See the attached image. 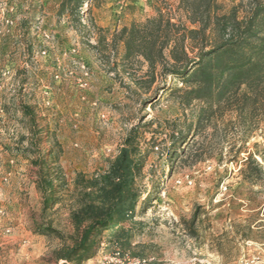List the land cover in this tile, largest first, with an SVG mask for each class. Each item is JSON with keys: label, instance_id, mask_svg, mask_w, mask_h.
Instances as JSON below:
<instances>
[{"label": "rangeland", "instance_id": "rangeland-1", "mask_svg": "<svg viewBox=\"0 0 264 264\" xmlns=\"http://www.w3.org/2000/svg\"><path fill=\"white\" fill-rule=\"evenodd\" d=\"M238 1L219 0L224 9ZM47 2L0 0V109L8 98L22 94L15 81L33 80L42 61L49 65L42 100L29 107L20 98L18 104H8L12 117L0 118V153L8 146L10 158L31 161L39 192L38 199L31 195L33 209L21 225L9 216L6 202H0L6 210L0 219V264H102L115 251L149 259L150 264H251L253 258L264 259V226L251 228L237 220L244 219L237 216L244 202L246 223L264 218V113L246 110V124L235 110H216L201 118L204 100L182 103L170 91L185 87L178 77L157 76L149 86L139 87L133 79L147 78L146 64L125 63L122 45H112L122 26L154 16L157 9L191 26L178 0H99L81 14V25L57 15L60 2L48 16ZM109 16L108 23L100 22ZM69 78L76 98L69 114L60 113L64 103L53 95ZM50 112L57 116L48 117ZM25 125L27 134L21 132ZM131 131L143 166L136 178L135 222L123 224L127 242L107 241L104 230L96 233L85 256L59 258V248L72 244L84 228L77 229L71 218L77 206L74 178L105 170ZM248 155L261 170L251 180L245 178ZM46 171L55 177L56 188L54 203L43 209L37 181ZM12 173L13 168H6L1 181L8 183ZM5 224L11 226L7 234L2 233Z\"/></svg>", "mask_w": 264, "mask_h": 264}, {"label": "trees", "instance_id": "trees-1", "mask_svg": "<svg viewBox=\"0 0 264 264\" xmlns=\"http://www.w3.org/2000/svg\"><path fill=\"white\" fill-rule=\"evenodd\" d=\"M98 2L60 0L57 15L65 14L81 25V14ZM177 7L191 26L157 9L154 16L132 21L113 34L112 45H122L125 63L136 61L147 66V78H134V83L143 87L157 76L178 77L185 87L170 91L178 93L182 103L204 100L206 104L198 113L201 118H209L216 110H235L241 124H246L242 118L246 110L264 113V0H239L228 9L219 0H178ZM90 23L95 26L91 18ZM22 110L28 113L26 107ZM246 132L245 127L242 136ZM139 150L137 136L131 131L105 170L76 175L77 206L71 218L77 229L84 228L72 244L59 248V258L72 261L76 255L85 256L96 233L104 230L108 231L107 241L118 245L127 242L128 229L123 224L135 222L139 197L136 178L143 166ZM242 151L243 145L234 151L233 158ZM246 164L250 171L245 178L251 180L261 170L251 155ZM53 180L55 177L46 171L37 181L43 209L54 203Z\"/></svg>", "mask_w": 264, "mask_h": 264}, {"label": "crops", "instance_id": "crops-1", "mask_svg": "<svg viewBox=\"0 0 264 264\" xmlns=\"http://www.w3.org/2000/svg\"><path fill=\"white\" fill-rule=\"evenodd\" d=\"M60 0H48L47 4L50 5L49 8V15L50 17L53 16L55 9L58 5ZM138 10H141L142 8L138 6ZM47 13V14H48ZM111 16L108 18H105L103 21L101 20L100 22L102 24L108 23L109 20H111ZM61 50H63L61 48ZM23 64L26 65V63H21L20 66H23ZM49 65L46 61H42V63L38 67V72L36 76L34 77L33 80L27 79V81H23L20 79V81H15V87L18 89L23 87L21 91V95H18L19 97H11L8 98L6 101H4V110L0 109V118L3 119H8L12 117L13 110L8 106V104L16 105L19 103V99H22V102L27 106H31L33 103H38L39 101L42 100L43 98V90L46 85H49ZM31 80V81H30ZM14 82V81H13ZM12 82V83H13ZM11 83V85H12ZM74 83L72 79H67L64 83L63 90L57 95L56 93L53 95L54 96V101H59L62 104L63 109H60L59 107V112L62 113L63 111L69 114L70 109L72 106H70V102L74 101L76 98V93L74 90ZM25 91V93H23ZM57 110V109H56ZM57 112V111H56ZM20 114V115H19ZM57 116L55 113L50 112L48 114V117L51 115ZM59 114V113H57ZM16 116L21 118L22 120H26V118L19 112H16ZM29 126L25 125V129L22 128L21 132L24 134L29 133ZM6 146V145H5ZM8 151V146H6V150L0 153V202H6L7 207L9 209V216H11L12 220H17L19 222L18 225H21V223L26 222V217L27 214H31L29 210L33 209V204L31 203V195L34 194L37 199L39 198V192L36 189L35 186V179H36V174L33 171L34 167L31 163V161L27 159H23L20 156L19 157H12L7 153ZM19 158V159H18ZM15 160L18 161L17 164L12 166L13 164L12 161L10 160ZM8 167L13 168V173L11 174V178L8 183H4L1 181V174L4 172V170ZM244 199V198H241ZM238 200H240L238 198ZM244 202V200H242ZM39 205V202H37L36 206ZM240 211L238 212L237 216H242L244 219H241L238 217L237 220H242L243 224H248L249 227H254V228H261L264 226V218H259L256 219L253 222H247L245 220V216H247V211L249 210L244 202V205L240 206ZM262 215V214H260ZM245 240V238H243ZM247 239L245 240V242ZM248 241H251L248 239Z\"/></svg>", "mask_w": 264, "mask_h": 264}, {"label": "built area", "instance_id": "built-area-1", "mask_svg": "<svg viewBox=\"0 0 264 264\" xmlns=\"http://www.w3.org/2000/svg\"><path fill=\"white\" fill-rule=\"evenodd\" d=\"M10 161L13 162L11 159ZM10 176V171L4 173L2 175V179L7 181ZM6 215V210L0 206V219ZM2 233L7 234L11 231V226L9 224H5L2 228ZM102 264H150L149 259L146 258H135V257H128L115 251L112 255L105 256L104 261ZM251 264H264V259H260L258 257L253 258L251 260Z\"/></svg>", "mask_w": 264, "mask_h": 264}]
</instances>
